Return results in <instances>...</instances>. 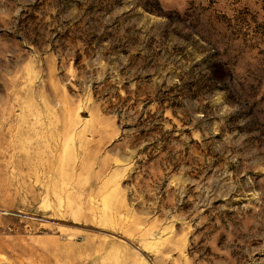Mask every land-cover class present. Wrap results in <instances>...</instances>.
Wrapping results in <instances>:
<instances>
[{
  "label": "rangeland",
  "instance_id": "rangeland-1",
  "mask_svg": "<svg viewBox=\"0 0 264 264\" xmlns=\"http://www.w3.org/2000/svg\"><path fill=\"white\" fill-rule=\"evenodd\" d=\"M0 209V264H264V0H0Z\"/></svg>",
  "mask_w": 264,
  "mask_h": 264
},
{
  "label": "built area",
  "instance_id": "built-area-1",
  "mask_svg": "<svg viewBox=\"0 0 264 264\" xmlns=\"http://www.w3.org/2000/svg\"><path fill=\"white\" fill-rule=\"evenodd\" d=\"M6 214H7L6 211L0 209V233H2L4 231V226L2 224V216L6 215ZM7 228H8V230L10 229L9 227H7Z\"/></svg>",
  "mask_w": 264,
  "mask_h": 264
}]
</instances>
